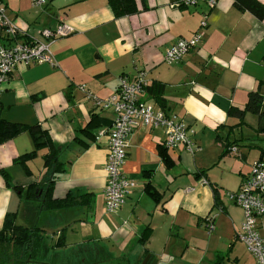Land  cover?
Here are the masks:
<instances>
[{
    "label": "crops",
    "instance_id": "crops-1",
    "mask_svg": "<svg viewBox=\"0 0 264 264\" xmlns=\"http://www.w3.org/2000/svg\"><path fill=\"white\" fill-rule=\"evenodd\" d=\"M173 1L135 0L136 11L115 15L109 0H2L21 41L43 40L41 30L61 22L72 28L50 44L54 66L17 64L1 86L0 117L36 126L37 133L45 129L57 150L53 197L78 199L39 210L26 194L31 183L51 176L48 145H37L29 128L0 142V228L14 213L16 224L44 230L40 261L52 253L57 262L93 264H255L236 238L243 210L225 193L237 191L259 159L264 146L253 140L264 141V132L247 122L248 133L245 125L232 127L238 120L227 110L243 107L251 90L264 94V18L234 0L180 7ZM202 20L201 41L180 61L165 63L169 46L190 38ZM7 43L0 30V45ZM138 71L163 84L164 108L193 130L197 149L165 148L162 128H136L122 166L130 192L118 211L106 212L104 162L114 112L86 92L105 98L120 75L133 78ZM142 97L161 107L148 93ZM258 221L264 235V216Z\"/></svg>",
    "mask_w": 264,
    "mask_h": 264
},
{
    "label": "built area",
    "instance_id": "built-area-1",
    "mask_svg": "<svg viewBox=\"0 0 264 264\" xmlns=\"http://www.w3.org/2000/svg\"><path fill=\"white\" fill-rule=\"evenodd\" d=\"M33 5H44L48 0H29ZM218 0H174L171 6H193L206 3L214 6ZM0 1V30L11 43L0 45V94L2 84L17 64L31 65L49 62L55 65L51 42L72 32L66 23H59L53 28L41 30L43 40H19L20 32L17 26L4 12ZM206 21L202 20L199 29L190 38H178L165 51L163 60L167 64L180 61L183 55L196 46L202 39L200 30ZM149 82L144 71H138L130 78L127 74L119 76L116 90L105 98H97L86 92V96L94 99L96 106L111 108L114 119L107 133V154L104 162L106 182L103 188L104 209L106 212H116L125 203L130 192L132 181L123 173L122 166L128 154V136L136 128H162L164 132L163 145L174 148L182 144L190 153L197 149L183 119L174 113H168L165 108L158 107L142 97ZM80 89L85 92L84 85ZM236 152V147H231ZM226 198L240 206L244 218L236 230V238L242 241L248 252L254 257L255 264H264V235L260 233L259 221L264 216V160L258 159L251 165L248 176L243 178L237 191H226ZM207 227L213 229L209 216L206 217Z\"/></svg>",
    "mask_w": 264,
    "mask_h": 264
},
{
    "label": "trees",
    "instance_id": "trees-1",
    "mask_svg": "<svg viewBox=\"0 0 264 264\" xmlns=\"http://www.w3.org/2000/svg\"><path fill=\"white\" fill-rule=\"evenodd\" d=\"M0 1L2 2V0ZM109 2L115 15L128 14L137 10L135 0H109ZM234 4L241 10H250L258 18H264V5L257 0H234ZM145 92L153 96L154 100L162 108L165 107L164 98L162 97V83L152 81L146 86ZM247 111H251L258 116L257 131L264 132V94L258 88L248 92L247 100L243 107L231 106L227 110L228 116L235 117L238 120L232 127L245 124L244 115ZM27 128L32 133L37 145L40 143L48 145L49 152L45 155L44 160L45 165L53 170L51 176L45 181L35 182L29 185L26 194L27 198L37 199L39 201V210L66 208L77 204L78 199H72L69 196L57 199L52 195V184L56 177L54 175L55 171L60 168V162L57 160V150L45 129H41L37 133L36 126L27 127L24 124L10 123L0 117V142ZM259 159H264V148H261ZM62 170H65V168H62ZM213 191L215 193L216 188H213ZM13 215L14 213H7L3 225L0 228V264L40 263L41 247L45 239V231L36 225L16 224L13 220ZM61 244L62 242L60 240L56 243V245ZM118 263L123 264L121 262Z\"/></svg>",
    "mask_w": 264,
    "mask_h": 264
},
{
    "label": "rangeland",
    "instance_id": "rangeland-1",
    "mask_svg": "<svg viewBox=\"0 0 264 264\" xmlns=\"http://www.w3.org/2000/svg\"><path fill=\"white\" fill-rule=\"evenodd\" d=\"M244 121H245V123L247 122L248 124H254L255 126H256V128L258 127V116L255 114V113H253V112H251V111H247V112H245V115H244ZM243 125H245V127H243V129H244V131L245 132H249V131H251V127L250 126H248V125H246V124H243ZM250 128V129H249ZM255 138H258V137H255ZM248 141H250V140H248ZM254 142H259L260 144H263L262 146H264V141L263 140H258V139H254L253 140ZM261 141H263V143L261 142ZM252 165V164H251ZM250 171H251V166H250ZM249 171V172H250ZM44 263H40V264H93L92 262H90V261H86V262H81V261H79V260H74V261H70V262H67V261H63V259H62V261H56L54 258H53V254L51 253V254H49V255H47L46 257L45 256H43L42 257V259H41ZM55 262V263H54ZM35 264H37V263H35ZM94 264H119L118 262H97V263H94Z\"/></svg>",
    "mask_w": 264,
    "mask_h": 264
},
{
    "label": "flooded vegetation",
    "instance_id": "flooded-vegetation-1",
    "mask_svg": "<svg viewBox=\"0 0 264 264\" xmlns=\"http://www.w3.org/2000/svg\"><path fill=\"white\" fill-rule=\"evenodd\" d=\"M40 263H44L43 261H40ZM40 263H38V264H40Z\"/></svg>",
    "mask_w": 264,
    "mask_h": 264
}]
</instances>
